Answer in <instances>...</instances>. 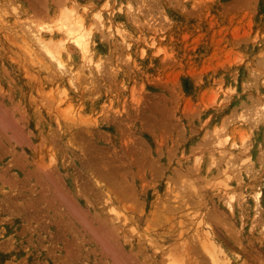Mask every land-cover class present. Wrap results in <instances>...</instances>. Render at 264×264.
Here are the masks:
<instances>
[{
	"label": "rangeland",
	"instance_id": "374dc122",
	"mask_svg": "<svg viewBox=\"0 0 264 264\" xmlns=\"http://www.w3.org/2000/svg\"><path fill=\"white\" fill-rule=\"evenodd\" d=\"M126 3L136 12L127 13ZM65 5L87 22L100 9L132 43L126 48L113 34L94 31L90 50L99 72L69 44L74 89L29 33L54 22ZM0 8V264H264V0H0ZM240 109L245 116L258 109L250 122L263 120L235 119ZM215 126L232 130L234 141L247 133L248 148L221 146L224 157H235L226 164L236 169H228L241 178L216 171L227 160L214 144ZM207 155L220 164L207 168ZM56 191L74 207L62 203L65 196L53 198ZM230 191L234 213L222 203ZM116 214L118 235L100 239ZM91 217L95 226L85 221ZM100 217L108 229L97 225ZM208 230L230 260L213 261Z\"/></svg>",
	"mask_w": 264,
	"mask_h": 264
},
{
	"label": "bare ground",
	"instance_id": "6f19581e",
	"mask_svg": "<svg viewBox=\"0 0 264 264\" xmlns=\"http://www.w3.org/2000/svg\"><path fill=\"white\" fill-rule=\"evenodd\" d=\"M115 1V0H114ZM135 1V0H134ZM63 2V1H62ZM129 2V1H128ZM138 2V1H137ZM141 2V1H140ZM112 3V2H111ZM135 3V2H134ZM99 4V3H98ZM113 4H114V2H113ZM121 4V3H120ZM119 4V5H120ZM129 6V8L127 7V6ZM126 5H124L125 6V9H126V11H127V9H129V11H130V9H131V11H132V13H134V11L136 12V10L132 7V5L130 6V4L128 3H126ZM66 7L63 9V10H61V13L59 14V16H57V18L54 20V22H52V23H45V24H43V25H41L40 27H37V28H29V33L31 34V36H32V38L36 41V43L39 45V47L43 50V52H44V55H46L48 58H50V59H48V58H46V59H48V62H50L51 63V65H52V62H53V68L55 69V65H57L56 66V69H55V71L57 70L58 71V69H57V67L58 68H60L59 70V73H57V75H62V72L63 73H68V81H66V84H67V82H69V85H71V84H74V83H76V82H73L74 81V78H75V80H76V74L75 73H77L78 71V67L76 68L77 70H75L74 71V67L72 68L71 66H68L67 64H66V61L68 60L67 58H69V56H70V54H72L71 52H70V50H72L73 51V49H71L70 47H69V44H71L72 45V47L74 48V50H76L77 52H79L80 54H81V56H82V59H80V60H82V61H84L83 62V64L86 66V67H88L89 69H90V71H96V72H99V71H101V62L99 61V60H95V57H93L92 56V54H91V50H90V40H91V38L93 37V35H94V31H96L97 29H101L102 31H104V32H107L108 34H113L116 38H118L119 39V41L121 42V43H123L124 44V46L126 47V48H129L130 46H131V39H129V37L126 35V33H125V31H123V30H121L120 28H118V27H116L115 25H114V23H113V21L111 20V18H109L107 21H106V19H105V17H103V15H102V11L99 9V10H96V11H94L93 12V18L95 19V20H93V21H91V22H87L86 21V19H85V17L83 16V15H81V13L80 12H77L75 9H73L71 6H69V5H65ZM107 6H108V4H107ZM106 6V7H107ZM134 6V5H133ZM2 8H3V6H1ZM127 7V8H126ZM136 7V6H135ZM2 8H0V10H2ZM5 8V7H4ZM83 8H85L84 6H83ZM105 8V7H104ZM6 9V8H5ZM118 9H120V7L118 8ZM124 9V10H125ZM4 10V9H3ZM2 10V11H3ZM58 10H60V9H58ZM113 10V9H112ZM89 11V10H88ZM105 11V10H104ZM118 11H121V9L120 10H118ZM125 11V12H126ZM129 11H127V13L129 12ZM4 12V11H3ZM107 12V11H106ZM90 13V12H89ZM126 13V14H127ZM91 14V13H90ZM90 14H89V16H90ZM16 15H17V13H16ZM18 16H19V14H18ZM110 16V15H109ZM112 16V15H111ZM134 16V15H133ZM16 17V16H15ZM132 17V16H131ZM24 18H26V17H24ZM92 18V17H91ZM16 19H17V17H16ZM123 18H121V20H122ZM21 20V19H20ZM23 20V19H22ZM92 20V19H91ZM136 20H138V19H136ZM123 21V20H122ZM31 22V21H30ZM140 22V21H139ZM28 23V22H27ZM146 24V23H145ZM24 25H25V28L27 27L28 28V25L27 24H25L24 23ZM27 25V26H26ZM30 25V24H29ZM37 26V25H36ZM148 26V25H147ZM149 26H150V24H149ZM32 27V26H31ZM146 27V26H145ZM145 30H148V28L146 27V29ZM97 32V31H96ZM102 33V32H101ZM106 34V33H105ZM99 37H100V34H99ZM103 39V38H102ZM133 40V39H132ZM103 41V40H102ZM96 42V41H95ZM110 42H111V40H110ZM116 42V41H115ZM117 43V42H116ZM111 44V43H110ZM96 45V44H95ZM101 46V45H100ZM116 46H117V44H116ZM100 48V47H99ZM29 51V50H28ZM27 51V52H28ZM74 52V51H73ZM94 52V51H93ZM99 53V52H98ZM31 54V53H30ZM79 54V55H80ZM33 55V54H32ZM43 54H41V56H42ZM35 57H36V55H34ZM97 57V56H96ZM99 57V56H98ZM74 58V57H73ZM104 58V57H103ZM53 61H52V60ZM49 60H51V61H49ZM77 60V59H76ZM100 60H102V59H100ZM71 61V60H70ZM103 61V60H102ZM69 62V61H68ZM55 63V64H54ZM104 63V62H103ZM102 63V64H103ZM79 64V63H78ZM72 65V64H71ZM45 67H47V66H45ZM48 68V67H47ZM52 68V69H53ZM62 71V72H61ZM61 73V74H60ZM102 73V72H101ZM75 74V75H74ZM51 75V74H50ZM48 76V77H52V76ZM54 76V75H53ZM78 76V75H77ZM65 80V79H64ZM67 80V79H66ZM70 80V81H69ZM70 82H71V84H70ZM78 83V82H77ZM76 83V84H77ZM262 83H264V82H262ZM76 84H74L75 86L74 87H78L79 85H76ZM72 87H73V85H71ZM74 87L72 88V89H74ZM81 87H82V85H81ZM58 88V87H57ZM64 90H65V88H63ZM78 89V88H77ZM59 90V89H58ZM62 90V89H61ZM63 90V92H61L62 94L64 93L65 94V91ZM82 89H80V91H81ZM84 90V89H83ZM59 95H60V93H58ZM58 95V96H59ZM264 95V94H263ZM55 96V95H54ZM57 96V97H58ZM65 96V95H64ZM60 98V100H62V97H59ZM264 98V97H263ZM58 99V98H57ZM58 101V100H57ZM259 101V100H258ZM256 102V101H255ZM254 102V103H255ZM260 102V101H259ZM57 104V103H56ZM68 104H69V102H68ZM263 104V103H262ZM252 105H253V102H252ZM58 106V105H57ZM68 106V105H67ZM72 107V106H71ZM258 107V106H257ZM256 107V108H257ZM260 107V106H259ZM259 107H258V109H259ZM262 107V110H261V108L259 109V110H261V111H263V113H261V115L262 114H264V105H262L261 106ZM62 108V107H61ZM66 109H68V108H66ZM70 109V108H69ZM242 109V108H241ZM240 109V112H239V114H237V113H235L234 112V117H235V119H239L240 121H244V122H246V117H247V119L249 118L248 117V115H251V117L252 118H254V116H257V112H258V109H257V111H256V109H255V113H256V115H255V113H252V114H254V115H252V114H249V111L246 113V114H248L247 116H245L244 114L245 113H241V110ZM62 110H65V108H63ZM68 112H69V110H67ZM74 111V110H73ZM72 111V112H73ZM246 111V110H245ZM251 112H252V109H251ZM253 112H254V110H253ZM64 113H66V111L64 112ZM260 113V112H259ZM98 114V113H97ZM233 114V113H232ZM232 114L231 115H229L230 117H233L232 116ZM73 115V114H72ZM259 115V114H258ZM228 116V117H229ZM260 116V115H259ZM66 117V116H65ZM70 117V116H69ZM69 117H67V118H69ZM74 118V117H73ZM251 118V119H252ZM261 118H263L262 116H261ZM228 119H230V118H228ZM250 118L247 120L248 122H249V124L251 123L252 124V121L250 122V120H251ZM258 119V118H257ZM257 119H255L256 121H258ZM17 120V119H16ZM95 120V119H94ZM254 120V121H255ZM261 120H263V119H260L258 122L260 123V121ZM254 121H253V123H254ZM255 121V122H256ZM223 122H225L226 123V120L225 121H223ZM232 122V121H231ZM247 122V123H248ZM225 123H223V125L225 124ZM228 123V122H227ZM226 123V124H227ZM237 124V123H236ZM245 124V123H244ZM234 126H235V124H233ZM238 126V125H237ZM244 126V125H243ZM242 127V126H241ZM249 127H252L251 125L249 126ZM223 128V129H222ZM222 128H217V126H215V129L213 128V132H214V136H215V145L220 149V151H221V153H220V151H219V149H218V154H223L222 153V151H226V149L225 150H223L222 148H221V146H222V144H223V142H229V147H228V149H230V151H232V150H238V149H240V148H242V147H244V149L245 148H248V146H246L245 144L246 143H248L247 141H246V143H245V139H246V136H247V133L246 134H244V136L242 137V131H241V133H240V131H239V133H240V136L242 137V138H240L238 141H234V139H233V137L231 138V139H233V140H230L229 138H230V136H231V134H232V130L231 131H226V130H224L225 129V127H223L222 126ZM233 127H231V129H232ZM239 129H240V127H238ZM237 128V130H239ZM234 129H236V128H234ZM233 129V130H234ZM3 131H5L6 129H2ZM9 130V129H8ZM13 130V129H12ZM250 130V129H249ZM13 131H16V130H13ZM235 131V130H234ZM251 131V130H250ZM12 133V132H11ZM238 133V134H239ZM250 133V132H249ZM248 133V136H250V134ZM11 135V137L12 138H10V139H13L14 140V133L13 134H10ZM213 136V137H214ZM248 138V137H247ZM16 139H17V137H16ZM263 139H264V137H263ZM16 141V140H15ZM14 141V142H15ZM254 141V140H253ZM216 147V148H217ZM215 147H214V151H215V149H216ZM238 148V149H237ZM264 148V147H263ZM217 150V149H216ZM264 150V149H263ZM228 151V150H227ZM230 151H228V152H230ZM244 151V150H243ZM234 152V151H233ZM236 152V151H235ZM213 153V152H212ZM211 153V154H212ZM237 153V152H236ZM47 154H49V153H47ZM225 154V153H224ZM230 154V153H229ZM228 154V155H229ZM231 154H233V153H231ZM240 153H238V154H235V156L236 155H238L239 157L238 158H240V155H239ZM249 154V153H248ZM234 155V154H233ZM247 155V154H246ZM49 156H51V154H49ZM211 156H213V157H216L214 154L213 155H211ZM219 155H217V157H218ZM231 156V155H230ZM52 157V156H51ZM207 157H209L208 158V160L210 161H208L209 162V165H207L208 167L207 168H209V166H211V165H214V164H216L217 165V160H216V158H215V160L216 161H214V159H212L211 160V158H213V157H210V155H207ZM223 157H224V155H222V157H221V162H222V159H223ZM228 158H229V156H227ZM260 157H261V159H262V156L260 155L258 158L260 159ZM226 157H224V159H225ZM232 158H235V157H233V156H231L229 159H227L226 158V160H227V162H225V160H224V163L223 164H226V163H229V164H231L230 162H228V161H232V160H234V159H232ZM236 158H237V156H236ZM245 158V157H241V161H239V164H240V162H241V165H242V160ZM256 158H257V156H256ZM263 158H264V156H263ZM231 159V160H230ZM260 159V160H261ZM240 160V159H239ZM248 160H249V157H248ZM200 161V159L198 160V162ZM245 161H246V158H245ZM208 162H206L207 164H208ZM233 162V161H232ZM48 163V162H47ZM196 163H197V159H196ZM211 163V164H210ZM218 164H220V162L218 163ZM228 164V165H229ZM228 165L226 164L225 166H227V168L226 167H224V169L222 168V170H223V172H222V170H221V172H220V170H218V168H215L216 169V171H218L220 174L221 173H223V176L222 177H224V176H226V178H230V177H232V176H234V175H236L235 177H237V176H239V175H237L238 174V172H237V174L235 173V171H234V169H228V168H232V167H234L235 168V166H236V164H234V166H233V164L232 165H230V166H232V167H228ZM221 166V165H220ZM248 166V165H247ZM215 167H217V166H215ZM237 167H238V165H237ZM248 167H250V166H248ZM206 168V169H207ZM220 168V169H221ZM95 169V168H94ZM236 169V168H235ZM241 169V168H240ZM244 169H245V167H244ZM253 169V168H252ZM96 170V169H95ZM94 170V171H95ZM209 170V169H208ZM246 170H247V168H246ZM246 170H245V172L244 173H246ZM248 170L250 171L251 169H249L248 168ZM248 170H247V173H248ZM110 171V172H109ZM109 174L111 173V170L109 169ZM207 171V170H206ZM92 172V171H91ZM112 172H114V171H112ZM233 172L235 173V174H233ZM257 172V171H256ZM95 173H98L97 172V170L95 171ZM219 173H215L216 175L218 174L219 175ZM90 174V173H89ZM101 174H103V173H101V172H99V175H97L98 176V178L100 177H102V175ZM114 174V173H113ZM113 174H111V176L113 175ZM115 174H116V172H115ZM114 174V175H115ZM96 175V174H95ZM217 175V176H218ZM255 175V174H254ZM254 175L252 174V176L254 177ZM96 176V177H97ZM104 176V175H103ZM110 176V177H111ZM241 176V175H240ZM239 176V177H240ZM105 178H106V175L104 176ZM116 177H117V174L115 175V177H111V179L113 180V178H115V180H116ZM118 177H119V175H118ZM122 177V176H121ZM121 177H119V178H121ZM238 177V178H239ZM252 177V178H253ZM92 178V177H91ZM94 178V177H93ZM92 178V179H93ZM123 178V177H122ZM226 178H224V179H226ZM241 178V177H240ZM260 178V177H259ZM102 179H104V178H102ZM108 179V178H107ZM118 179V178H117ZM223 179V180H224ZM227 179V180H228ZM235 179V178H234ZM249 179V178H248ZM94 180V179H93ZM121 180V182L123 181V179H120ZM119 180V181H120ZM222 180V179H221ZM226 180V181H227ZM243 180V179H242ZM260 180V179H259ZM258 180V181H259ZM96 181V180H95ZM94 181V182H95ZM102 181V180H101ZM107 181L108 180H106V183H107ZM235 181V180H234ZM240 181H241V179H240ZM113 182H115L114 180H113ZM112 181H110V184H112L113 183ZM117 182H118V180H117ZM120 182V183H121ZM225 182V181H224ZM223 182V184H225ZM236 183L238 182V181H235ZM242 182V181H241ZM260 182V181H259ZM3 183V182H2ZM5 183V182H4ZM97 183V182H96ZM116 183V182H115ZM124 182H122V184H123ZM235 183V184H236ZM261 183V182H260ZM104 184V183H103ZM109 184V185H110ZM122 184H118L119 185V191H120V189H121V193L123 192V190H122V188H123V186H122V188H121V186L120 185H122ZM128 184V183H127ZM238 184V183H237ZM245 184V183H244ZM96 185H99V183L98 184H96ZM117 185V184H116ZM116 185L114 186L115 188H117L116 187ZM124 186H125V184H123ZM227 185V184H226ZM250 185V184H249ZM111 186V185H110ZM113 186V185H112ZM111 186V187H112ZM129 186V185H128ZM228 186V185H227ZM252 186V185H251ZM253 187V186H252ZM254 188V187H253ZM258 188V187H257ZM119 191H117L118 193H120ZM255 191V190H254ZM253 191V198H254V201L256 202V203H254V205L256 204V205H259V204H261V198H262V189L261 188H258V190H256L255 192ZM57 192H59V191H56V194H57ZM55 193V192H54ZM54 195L53 194V198H56L57 196L58 197H60V198H62V196H65L66 194H64V193H62L63 195H61L60 194V192L57 194V195ZM106 195H108V193H105ZM124 194V193H123ZM225 194H226V192H225ZM236 194H238V193H236ZM122 195V194H121ZM124 195H126V194H124ZM241 195V194H240ZM244 195V194H243ZM41 196H43V195H41ZM56 196V197H55ZM128 196H131V195H128ZM237 195H235V192L233 191V192H228L227 193V195H225V197H226V199H222V203H225L224 205H225V207H226V209L229 211V213H234L235 211H236V203H237V197H236ZM242 196V195H241ZM241 196H239V197H241ZM252 196V195H251ZM48 197V196H47ZM57 197V198H58ZM67 197H69L68 195H67ZM67 197L65 196V197H63V199H64V202H62L63 204H65L66 202V204L65 205H67V204H69L68 202H70L68 199H70V198H68L67 199ZM124 197H126V196H124ZM246 197V196H245ZM37 200H39V199H42V200H44L43 198H40L39 196H37ZM48 198H50V197H48ZM56 198V199H57ZM65 198H66V201H65ZM108 198V197H107ZM127 198V197H126ZM247 198V197H246ZM31 199V198H30ZM59 199V198H58ZM62 199V200H63ZM245 199V198H244ZM250 199V198H249ZM34 200V199H33ZM49 200H52L51 198L49 199ZM61 200V199H60ZM59 200V201H60ZM61 200V201H62ZM253 200V199H252ZM252 200H251V202H252ZM36 201V200H35ZM48 201V200H47ZM60 201V202H61ZM224 201V202H223ZM72 202V201H71ZM74 202V201H73ZM73 202H72V204H73ZM239 202H241V201H239ZM238 202V203H239ZM43 203H44V201H43ZM47 203V202H46ZM48 203H49V201H48ZM90 203V202H89ZM35 204V203H34ZM50 204H52V203H50ZM71 203L69 204V205H67V206H71L72 205ZM33 205V204H32ZM238 205V204H237ZM255 205V206H256ZM25 205H23V207H24ZM26 206H29V204L28 205H26ZM25 206V207H26ZM72 208L74 207V204L71 206ZM75 207H77V206H75ZM242 207H244V206H242ZM240 208V207H239ZM246 208V207H245ZM249 208V207H248ZM247 208V209H248ZM256 208H257V206H256ZM258 208L260 209V207L258 206ZM212 209V208H211ZM253 209H255V208H253ZM259 209H256V210H254V215H258L257 213H258V210ZM74 210V209H73ZM251 210V209H250ZM25 211V210H24ZM79 211V215H78V212ZM211 211H213L214 212V210H211ZM210 211V212H211ZM222 211V210H221ZM209 212V211H208ZM207 212V213H208ZM210 212L208 213L209 215H210ZM219 212H220V210H219ZM225 212V211H224ZM224 212H221V213H219L220 215H223L222 213H224ZM238 212V211H237ZM243 212V211H242ZM261 212V211H260ZM259 212V213H260ZM75 213H77V215L79 216V218H80V214H84V212H82L81 213V211H80V209H77L76 210V212ZM94 213H96V212H94ZM207 213H205L206 215H207ZM212 213V212H211ZM244 213V212H243ZM32 214H34V213H32ZM215 214V213H214ZM226 214V213H225ZM30 215V214H29ZM206 216L207 218L209 217L210 218V220H213L212 218L213 217H215L216 219L218 218V220H219V217L217 216V213H216V215H214L213 216V214H211V216H212V218H211V216ZM228 215V214H227ZM241 215H242V213H241ZM241 215H239V216H241ZM244 215V214H243ZM254 215H253V218H254ZM260 215V214H259ZM83 216V215H82ZM86 216V215H85ZM84 216V217H85ZM91 216V215H90ZM93 216H95V215H93ZM96 216H97V214H96ZM95 216V217H96ZM108 215H106V217H107ZM116 216H118V214H116L114 217L112 216L111 218L113 219L112 220V223H111V221H110V223L107 225V226H109L110 227V229H108L109 227H107L106 226V223L108 222L107 220L108 219H106V217H100L102 220L100 221L99 219V221L97 222V225H101V223H102V221H104L103 222V224L102 225H104V223H105V225L103 226V228H106V229H108V230H110V231H108V230H105V229H103V230H105V231H103V235L101 234V236H100V239H101V237L103 236V237H105L104 239H106V238H109V236H113L114 237V235H118L117 233V229L116 228H118V225H121V224H119V222L118 223H116V224H113V221H115V220H118V219H116ZM225 216V215H224ZM231 216V215H230ZM233 216V215H232ZM238 216V215H237ZM84 217H82V218H84ZM98 218H99V216H98ZM103 218H105L104 220H103ZM109 219H110V217H108ZM240 218H242V217H240ZM239 218V220L242 222V219H240ZM256 218H257V216H256ZM256 218H254V220L256 219ZM90 219H92V217L91 218H89V220H85V219H83V220H85L87 223H88V225H90L91 224V221H90ZM96 218H93V220H95ZM222 219V218H221ZM106 220V221H105ZM111 220V219H110ZM126 220V219H125ZM226 219H223V221H225ZM90 223H89V222ZM96 221H97V219H96ZM251 221H253V219L251 220ZM101 222V223H100ZM123 222V221H122ZM205 222V221H204ZM209 222V221H208ZM85 222H83L82 224H84ZM245 223V222H244ZM243 223V224H244ZM110 224H112V225H114L113 227H111L110 226ZM206 224V223H205ZM260 224V223H259ZM264 224V223H263ZM84 225H86V224H84ZM91 225H94V223L93 224H91ZM102 225H101V228H102ZM241 225V224H240ZM261 225V224H260ZM95 226V225H94ZM97 228L99 227V226H96ZM114 227H115V229H114ZM264 227V226H263ZM209 228V227H208ZM89 229H90V226H89ZM206 229V228H205ZM213 229V228H212ZM92 230H93V232L95 231L92 227H91V232H92ZM97 230V229H96ZM100 230V229H99ZM112 230V231H111ZM113 230H114V232H113ZM211 230V229H210ZM118 231H120L119 230V228H118ZM95 232H97V231H95ZM110 232V233H109ZM111 232H112V234H111ZM115 232H117L116 234H114ZM98 234L100 233V232H97ZM102 233V232H101ZM104 233H106L105 235L106 236H104ZM108 233H109V236H108ZM121 233V232H120ZM92 234V233H91ZM95 234V233H94ZM98 234H96V236L98 235ZM123 234V233H122ZM121 235V234H120ZM215 235V234H214ZM125 236V235H124ZM98 238H99V235L97 236ZM96 237V238H97ZM206 237H207V239H208V245L206 246V247H208V251L209 252H212V253H210L211 254V257L213 256V261H216L217 263H221L220 262V260H221V258L222 259H225L226 261H228V260H230L231 259V257H233V255L231 254V252L229 251V252H227L221 245H217V244H215L214 243V241H210L209 239L211 238L212 239V236H211V233H210V231L208 230V231H206ZM95 238V237H94ZM216 238V237H215ZM110 239V238H109ZM113 239H115V238H113ZM125 239V238H124ZM96 240V239H95ZM99 240V239H98ZM102 241V240H101ZM101 243V242H100ZM107 243H108V241H107ZM106 243V244H107ZM116 243V242H115ZM118 243V242H117ZM124 243V242H123ZM212 243H214V244H212ZM225 244V243H224ZM110 246H112V245H110ZM124 246H126L125 244H124ZM123 246V247H124ZM224 246V245H223ZM137 247V246H136ZM141 247V246H140ZM110 248V247H109ZM115 249L117 248V247H114ZM226 248V247H225ZM119 249V248H118ZM138 249V248H137ZM211 251H210V250ZM227 249H229V248H227ZM109 250V249H108ZM111 250V249H110ZM127 251H129L128 249H126ZM142 250V249H141ZM230 250V249H229ZM116 251H119V250H116ZM113 252V251H112ZM112 252H111V254H112ZM120 252V251H119ZM235 252V251H234ZM115 253V252H114ZM114 253L112 254V255H114ZM117 253V252H116ZM121 253V252H120ZM129 253V252H128ZM134 253H136V252H134ZM236 253H237V251H236ZM83 254V253H82ZM40 255H42V254H40ZM118 255V254H117ZM134 255V254H133ZM237 255H238V253H237ZM240 255V254H239ZM120 256V255H119ZM118 256V257H119ZM130 256V255H129ZM129 256H128V260H131V258H129ZM132 256V255H131ZM109 257V256H108ZM146 256H144V258H145ZM210 257V258H211ZM111 258V257H110ZM136 258V257H135ZM47 259V258H46ZM49 259V258H48ZM120 260V262H121V260H123L124 261V259H121V258H119ZM133 259V258H132ZM143 259V258H142ZM62 260V259H61ZM112 260H114V259H112ZM116 260V259H115ZM118 260V259H117ZM136 259H134V261H135ZM57 261V260H56ZM119 261H117V263L119 262ZM149 262H150V259L148 260ZM51 262V261H50ZM129 262V261H128ZM131 262H132V260H131ZM47 263V262H46ZM115 263H116V261H115ZM116 263V264H117ZM126 263V262H125ZM134 263V262H133ZM132 263V264H133ZM136 263H137V260H136ZM141 264L143 263V262H140ZM139 263V264H140ZM147 263V262H146ZM227 263V262H226ZM62 264V263H61ZM92 264V263H91ZM135 264V263H134ZM159 264V263H158ZM216 264V263H215ZM238 264H243V263H241V262H239Z\"/></svg>",
	"mask_w": 264,
	"mask_h": 264
}]
</instances>
